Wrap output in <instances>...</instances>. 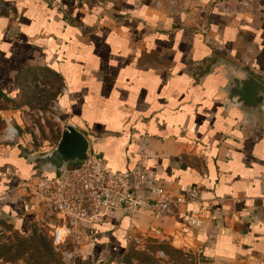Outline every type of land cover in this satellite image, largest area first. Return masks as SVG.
I'll return each mask as SVG.
<instances>
[{"label": "crops", "instance_id": "1", "mask_svg": "<svg viewBox=\"0 0 264 264\" xmlns=\"http://www.w3.org/2000/svg\"><path fill=\"white\" fill-rule=\"evenodd\" d=\"M39 70L59 81L61 118L88 140V155L114 172L141 157L169 195L197 193L158 223L112 215L74 264L121 257L130 238L187 250L199 264H264V117L224 98L235 70L264 83V0H0V103ZM16 112L0 105L4 119ZM13 151L0 155V170L17 173H0V220L26 231L30 170L12 165ZM192 209L203 217L197 232L180 224Z\"/></svg>", "mask_w": 264, "mask_h": 264}, {"label": "built area", "instance_id": "2", "mask_svg": "<svg viewBox=\"0 0 264 264\" xmlns=\"http://www.w3.org/2000/svg\"><path fill=\"white\" fill-rule=\"evenodd\" d=\"M4 121L8 124L5 139L13 141L17 130L8 118ZM0 173L17 178L16 170L10 167ZM21 186L33 215L30 224L35 225L37 234L42 230L48 233L66 264H73L82 250L94 245L96 227L112 215L147 213L158 223L197 198L194 190L169 195L141 157L131 170L114 172L104 161L88 155L85 164L74 170L57 177H29ZM180 224L183 229L200 231L204 224L201 210L182 213ZM150 229L159 232L158 228Z\"/></svg>", "mask_w": 264, "mask_h": 264}, {"label": "rangeland", "instance_id": "3", "mask_svg": "<svg viewBox=\"0 0 264 264\" xmlns=\"http://www.w3.org/2000/svg\"><path fill=\"white\" fill-rule=\"evenodd\" d=\"M29 74L18 84L20 95L0 103L17 110L13 115L8 114L9 123L17 130L13 141L5 139L8 124L0 114V155L15 150L20 144H24L30 154L49 152L59 140L61 125L66 123L55 102L59 81L40 70ZM14 115L19 126L13 120ZM28 226L26 231H19L0 220V264H66L45 231L38 236L34 233L35 225L28 223ZM42 236L46 237L43 246L39 243ZM160 243L150 238L139 239V242L130 240L121 257L107 259L104 264H199L198 258L187 250L177 249L183 252L180 257L171 250L176 248L168 243H162V248Z\"/></svg>", "mask_w": 264, "mask_h": 264}, {"label": "water", "instance_id": "4", "mask_svg": "<svg viewBox=\"0 0 264 264\" xmlns=\"http://www.w3.org/2000/svg\"><path fill=\"white\" fill-rule=\"evenodd\" d=\"M226 82L227 86L224 89L226 106L236 107L250 117H264L263 82L242 70L229 73ZM19 147L26 148L24 144H20ZM88 149L89 143L85 136L72 125L63 123L59 140L49 152L30 154L26 151L20 153L17 151L7 155V158H14L18 154L22 159L12 165L20 169H29L30 177H57L85 164Z\"/></svg>", "mask_w": 264, "mask_h": 264}, {"label": "trees", "instance_id": "5", "mask_svg": "<svg viewBox=\"0 0 264 264\" xmlns=\"http://www.w3.org/2000/svg\"><path fill=\"white\" fill-rule=\"evenodd\" d=\"M17 151H19V153L20 152H22V151H25V148H23V147H19V146H17V148L13 151V152H17ZM12 152V153H13ZM20 155V154H19ZM15 158L16 159H18L19 158V160L20 159H22L21 157H19L18 156V154L15 156ZM19 171H22L20 168H17ZM24 176V175H23ZM30 177V176H29ZM34 233L36 234V235H38L37 234V230L36 229H34ZM43 233V232H42ZM45 234L47 235V237L49 238V236H48V233L45 231ZM39 236V235H38ZM43 238L42 239H40L39 240V243L43 246L44 245V241L46 240V237L45 236H42ZM49 240H50V238H49ZM50 242H51V240H50ZM52 244V243H51ZM159 247H162L163 248V245H162V243H160L159 244ZM160 249V248H159ZM174 253H176L177 255H179L180 257L181 256H183V252L182 251H180V250H177V249H171ZM134 252V254H135V252L136 251H133Z\"/></svg>", "mask_w": 264, "mask_h": 264}]
</instances>
